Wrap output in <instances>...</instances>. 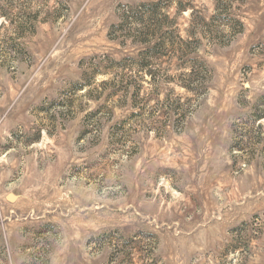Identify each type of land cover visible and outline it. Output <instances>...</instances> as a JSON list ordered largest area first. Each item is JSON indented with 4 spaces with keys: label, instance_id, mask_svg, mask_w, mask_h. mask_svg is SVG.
<instances>
[{
    "label": "rangeland",
    "instance_id": "obj_1",
    "mask_svg": "<svg viewBox=\"0 0 264 264\" xmlns=\"http://www.w3.org/2000/svg\"><path fill=\"white\" fill-rule=\"evenodd\" d=\"M0 264H264V0H0Z\"/></svg>",
    "mask_w": 264,
    "mask_h": 264
},
{
    "label": "water",
    "instance_id": "obj_2",
    "mask_svg": "<svg viewBox=\"0 0 264 264\" xmlns=\"http://www.w3.org/2000/svg\"><path fill=\"white\" fill-rule=\"evenodd\" d=\"M15 200H16L15 196H9L8 197V201H10V202H14Z\"/></svg>",
    "mask_w": 264,
    "mask_h": 264
}]
</instances>
